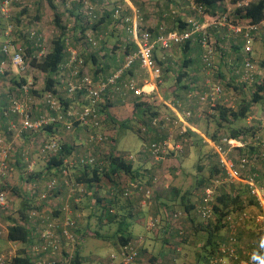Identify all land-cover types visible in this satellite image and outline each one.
<instances>
[{
	"label": "trees",
	"instance_id": "1",
	"mask_svg": "<svg viewBox=\"0 0 264 264\" xmlns=\"http://www.w3.org/2000/svg\"><path fill=\"white\" fill-rule=\"evenodd\" d=\"M47 1L50 7L52 9H55L52 0ZM178 1L183 5V7H185V9L192 10V12L194 11L196 13V16L198 12L194 10V7L201 6L203 8L204 18L210 21H214L222 16H227L233 23H238V20L241 19L242 23L248 22L253 25H258L257 30L252 31L250 34V38L252 40V50L249 53H245L243 51L245 43L242 34L243 31H241L240 34L233 35L231 32V34H229L228 28L226 27H212L208 29L209 36H213V38L216 40L214 48L216 52H219V54L223 55V48L221 43H224L228 40L231 43V50H233L234 52L233 61H221V64L225 65V67L228 68L227 74L229 75V78L226 80V78L224 77V73L219 72L216 75L217 80H221L222 86L226 90L229 91L232 87L233 90L246 91L250 98H243V100L239 102L236 108V104L234 103L235 98L232 101L228 100L227 102H218V104L213 109L208 108L211 111H215V113L213 114L216 120L215 131H213L212 133H208L205 130V133L202 136V133H200L199 131L200 126H198L196 123H194V128L196 130L195 132L188 127L184 128L182 135L185 138L186 142H190L187 147L189 148V146H192L193 138H196V142L194 144L199 145L200 147L202 143H204L203 140L205 138V134L206 137L216 139L220 134L226 135L230 138H237L239 136H249L257 132V134L259 135L260 146H254L251 148V150L254 153H256L255 150H260V153L262 152L264 154V130H262L263 127H261V125L263 124L262 120H258L256 122L252 121V125L248 126L237 125L238 120H247L249 115L252 114L254 110L256 111L255 108H251L253 105L260 103V106H257L261 108L259 112L264 109V101H262L264 97V57L262 56L261 58H259L260 60L255 61V57L253 56L255 53V51L253 50L254 45L260 44L259 42L264 41V33L262 34L260 32L261 25L264 21V0H253L247 5L241 4L240 7L236 6V4L238 1L240 2L242 0H233L231 4L235 5L236 8L234 7L232 9V12L227 11L226 7L221 8L219 6L222 0ZM62 2H64V0H62ZM82 2L83 0H78V2L76 0V2L74 3L81 4ZM173 13L175 15L176 11H174ZM173 13H171V15H173ZM81 16V14L77 15L75 18L76 21H81ZM178 18L177 21L181 22L180 16ZM100 19L102 20V18H99L97 21H95L96 23L93 22L92 26L95 27L96 25H98L97 23H101ZM54 21L56 27L59 29V36L52 40L50 50L46 55L40 58H37L38 51H40L37 46V36L29 37V32L26 34H24L23 32H19V27H14V31L12 32V35L14 36H10V34H5V36L7 37L6 41H10L11 43L16 45H19L16 41L22 39V45L24 48V60L28 65V68H34L40 73L46 75L45 87L43 88V90H41V92H37V90L31 91L29 89V92L41 98L45 92H52L53 94L57 95L59 100H61L64 105L67 106L68 104H70V101L64 99L56 89V86L59 83L56 75L59 66L65 62V57L67 56L65 39L69 40L70 43L74 42L76 44L79 43V39L76 38L74 32H69L66 27L62 26L61 20L59 16H57V14L54 16ZM182 23V27L186 29L188 27L187 24L184 21ZM87 25L89 24L87 23ZM81 32L83 33H81L83 35L82 38H85V31L82 30ZM69 33L72 34L69 35ZM226 34H229V36L226 37ZM197 39L198 38H196V40ZM189 45L190 44L188 41L182 45H175V47H183L184 52L186 50H189ZM173 47L174 46H172L170 50ZM160 52L164 53V51ZM202 53L203 52L201 48L200 68L202 74L205 75V80L206 74L203 71L204 65L201 61ZM255 54L257 56V53ZM91 55L93 57L94 54H89V57L85 59V62L91 63ZM220 57L223 56L220 55ZM245 60H248L255 67V74H253V80L251 82L239 84L238 82H236V76H233L231 74H233L234 71L238 70L242 72ZM4 61L7 62V58L2 54L0 49V63ZM189 63L190 61L186 60L180 64L178 73L175 77V80L177 82H181L184 78H186L185 75L187 72L186 70H184V68L186 66H189ZM255 63L258 64V67H256ZM157 64L161 67L162 73L167 70L162 62H158L157 60ZM13 84L15 85L14 92H8L0 96L1 135L5 131L6 133L12 131L9 127L10 123H13L15 127L19 129L18 123L20 120L18 116L14 114L11 115L9 113L8 115H5V112H7L11 97L23 98L21 94V87L27 84V78L22 77L19 78V80L14 79ZM117 85L118 87H120L119 83ZM158 85L159 84H157V86ZM185 87L186 86H184V88ZM203 89H205V86L203 88L201 87V90ZM9 90H11V88ZM189 90H186V99H188L187 93ZM107 94H109V90L108 92L106 91L103 94L102 101H100L98 105L100 123L96 128H92L89 125L84 126L75 123L72 131L67 133L69 135H78L79 137H81L80 139L82 143L80 144V147H85V149L87 148L86 150H79L78 153H74L76 144L63 142L62 138L64 135L59 136L60 133H58L57 131L59 129L62 133H65V131L60 127L54 129L52 126H47L39 130V132L41 131L42 133H48L51 138H42L38 135L36 136L34 135L35 132H20L21 136H29V141H27L24 145V151L17 152L18 155L16 159V165L19 166L21 165V163H26V161L28 160L32 161V159L34 158L37 163L42 160V167L40 169H37L36 164L33 168H31V172L24 173L25 176H19L20 182H23L24 184L30 182L33 185L31 189L26 190L30 192V195L32 197H34V195L36 194V190L38 189L39 184L40 186H44L43 189L46 190L43 193L47 195L50 194L51 196H53V193L55 192L59 194L65 190V194L68 193L67 202L62 207V210H57L58 213L62 212L63 218L58 219L50 214L48 220H55L60 224H62L66 219L70 220L71 222H73V225L68 228L72 230L76 238H81V236L83 235V229L81 228L79 222L81 217H84V207H87L90 211L89 215L87 216V220L94 216L99 222L97 223L99 227H104L107 230L112 229V227L115 228L112 235L116 237L115 245L118 247V249L117 254L115 253L114 255H118L120 250L130 243L136 245L137 256L130 264H142V257H144L143 254L146 253L151 254V256L149 257V262H155L157 256L156 254H154V248L157 242L160 243V239L162 242L160 243L161 246H163L164 244L173 250V247H176L177 245H189V236H195L201 231L206 232L207 235L206 239L201 244V247H210L208 257L206 259L207 263L219 264L217 262L213 263L212 259L217 254L218 256H223L219 252V249L221 244L224 242L223 237L226 234V231L223 224H221V220L225 215L229 214L232 211L230 210L232 207H234L235 211H241V208H243V198L248 199V205L252 204L251 199L248 198L247 195H245L243 190H239L237 189V187L233 186L227 187L225 185L224 187L222 186L215 194L216 201L213 207V215L215 218L209 219L208 221H203L200 216L196 215V210L202 203V194L195 198V200L193 201L190 199V196L191 194L197 192L198 186L199 190H201L202 192V190L211 183V181L214 179V176L219 172L217 164L211 166V168L209 169V176L205 181L201 180L199 181V183L193 186L191 190L185 191L178 202L176 201V197L179 195V189L174 187L170 189V192L167 195L159 192L160 190L157 189L158 182L156 180V175L153 172V167L151 168V170H145V173L143 172L142 166H135V159L133 157L130 159L131 156L129 154H121L120 151L116 150L117 138L123 134V129H129L128 124L130 122V118L121 117L123 119L122 120L121 118L115 115H110L108 113L107 109L109 107H112V105H115V103H113V101L108 97ZM174 96L173 94L169 93L168 97L166 98L167 101L175 102L177 100L176 98L178 97L176 96L175 98ZM226 97H229L228 93L226 94ZM136 98L137 100L133 104L132 116L133 118H135V120H138L141 125L146 127V129L144 128L143 130L142 127H137L138 129L136 131H133L134 133L139 135L145 143L138 156H152L148 150L149 145L154 142H160L164 140L166 137V133H156V135H153L154 129L156 130V127L152 126L151 121L153 118L159 117V109L165 105L164 102H162V99L158 98L156 88L145 91V93H143L141 96H136ZM191 102H195V100ZM41 105V103H33L32 112L36 114L38 112L37 107H39L40 109ZM197 107L200 108V106ZM189 112L191 113V116L187 120L192 121L193 113L190 110ZM97 136H100L101 139L98 140ZM154 136L156 137L154 138ZM2 137L4 136L2 135ZM41 139L45 141L58 139L60 150L55 154L43 156L37 150V145ZM28 144L30 146L27 147ZM177 151L181 153L182 148L181 150ZM210 154L215 157L212 152H210ZM166 155L169 156L168 151ZM179 157H181V155H179ZM25 158H27V160ZM87 159H93V162L89 163ZM21 170L24 172V168H21ZM123 179L126 180L124 181ZM53 181H55L54 188L48 191V184ZM36 185L38 187H36ZM165 185L166 186L164 187H166L165 189H167V187H169L171 184L169 183ZM8 188L19 195V190H16L17 188H14L11 185ZM3 189L4 187H1L0 191L4 192ZM105 190V195L101 196L102 192H104ZM148 191L149 193L147 194ZM23 198L24 196L20 200H23ZM88 205L91 206L89 207ZM14 207L15 208L13 209H15V213L18 214L19 221L14 218L11 215L12 213H9L8 210H6L5 212L9 213L10 215L6 216L5 218L0 217L2 221L4 220V223L8 224L6 226V241L11 244L23 246L22 249L18 251L16 257L13 258V260L9 264H36V261L42 259L44 255L39 254L36 258H34L33 256L31 258V256L29 255V249L33 245L39 243L38 237L35 232L36 227H41V218H38L36 220L34 226L31 225L30 221L32 220L33 215H36L38 217L41 216L38 215L37 211L30 212V209L28 210L27 208L22 211V207L15 205ZM149 207L155 210L151 216H147L150 209ZM175 207H178V209H180L182 211L181 213L183 214V216L180 215L177 219L173 216L175 212H178L175 211ZM27 210L29 211V213H26ZM77 210H79L80 214L76 212ZM97 211H99L100 213L98 214ZM45 219L46 218L44 217L43 221H45ZM150 219L155 223L154 228H151L147 225ZM183 219L190 222L189 226H184ZM246 221L248 230L257 228L252 220L248 219ZM86 226L89 227L88 224ZM136 227L144 228L145 231L149 234L146 237H139L135 240V242H133L132 232ZM1 230L2 229L0 225V232ZM181 230L182 234H179V231ZM86 231L88 232L89 228ZM240 233L238 237L240 239H243L244 235ZM30 234L35 237V239L33 238L34 241H31L32 238ZM1 235H3V232L1 233ZM91 235L94 238L110 237L108 235L100 234L99 231H95ZM245 237V240H249L252 238V235H247ZM254 237L256 239L255 235ZM244 247L245 252L251 250L250 245L247 243ZM177 251H179L178 248ZM66 253L67 252L65 251L63 252V258L66 257V259H64L63 261V264H84L83 258L79 255L78 251H76L74 257L71 258H68L69 253L68 255H66ZM158 255L162 256V252H160ZM253 255L256 260V262L253 264H264V248L262 250L254 252ZM239 256L247 259L245 253L244 255L239 253ZM173 261L176 264V259H173ZM109 262H107V264ZM144 263L148 264L146 262Z\"/></svg>",
	"mask_w": 264,
	"mask_h": 264
},
{
	"label": "built area",
	"instance_id": "2",
	"mask_svg": "<svg viewBox=\"0 0 264 264\" xmlns=\"http://www.w3.org/2000/svg\"><path fill=\"white\" fill-rule=\"evenodd\" d=\"M8 5L9 2L6 0L3 6L7 8ZM195 7L194 10L198 12L197 16L202 18V22L196 21L197 19H189L186 22L187 26H189L187 30L180 33H166L165 29L162 28L155 36H153L149 29L143 27L142 19L137 11H133L131 19H129L123 15L122 6H117L113 9V19L119 21L122 25H127L126 31L131 35L136 45V50L126 56L124 64L118 70L112 73L105 81L98 84L94 83L87 72L82 69L83 61L79 58L78 52L70 46L69 40L65 39L67 56L66 61L59 66L56 75L59 83L56 89L61 96L64 95V99L70 101V104L66 106L59 100L56 94L45 92L42 97L41 108L34 114L32 112L33 102L28 95L29 87L25 84L21 87L23 98L11 97L7 112H5V115L9 113L18 116L20 120L18 123L19 129L13 123H10L9 127L11 130L16 129L18 133L21 131L37 133L47 126H52L54 129L60 127L65 133H69L72 131L75 123L96 128L100 123L98 105L102 101L103 94L106 91L108 92L109 88H113L120 96H125L129 92L138 97L144 93V87L139 88L135 79L124 77L135 63L156 84L162 76V69L157 64L156 51L167 52L172 46L192 41L195 35L198 38L197 43L203 52L201 61L204 65L203 71L206 74L205 89L200 92L189 90L187 98L190 101L195 100L200 108L207 106L210 109H213L218 102H227L229 99L234 100L233 98L226 97L227 92L222 86L221 80H217L214 76L217 72L214 62L216 53L215 47L211 42L212 39L208 34V29L212 27H226L233 35L240 34L243 31L242 34L245 41L243 51L249 53L252 50L250 34L252 31L257 30L258 25L248 22L242 23L241 19L238 20V23H233L227 16L210 21L204 18L201 6ZM82 16L88 24H92L99 19L94 7L88 3L84 6ZM35 36H37V46L40 50L37 56L40 58L42 54L44 56L47 53L44 51L42 36L35 31H29V37ZM84 41L90 48L97 46V42L90 34H86ZM1 52L7 58V62H10L18 70L25 72L28 69V65L24 60V48L21 45L5 41ZM1 64L3 66L5 61ZM253 74H255V67L248 60H245L243 71H234L231 75L236 76V82L242 84L251 82ZM118 83L120 87H118ZM162 102L164 101L162 100ZM170 108L173 109V107ZM262 113L264 114V109ZM175 114L178 119L176 117V119H173L169 115H162L161 117L153 118L151 124L154 127L160 125L159 127L162 128L165 125L174 126L181 122L183 124V131L184 128L188 127L195 132V129L188 125L187 119L191 116L189 111L181 112V121L180 116L177 113ZM252 119L256 118L251 114V117L249 116L246 120L248 125H252L250 122ZM97 138L98 140L101 139L100 136H97ZM170 142L169 136L166 140L150 144L148 148L149 153L156 159L164 158L167 151L171 148ZM203 142L207 144L209 150L215 155L219 172L214 176L211 183L202 190V203L198 206L196 215L200 216L203 221L215 218L213 215V207L216 201L215 194L225 185L243 190L245 195L252 201V204L248 205V199L243 198L242 210L235 211L234 207H232L230 209L232 211L221 220V224H223L226 231L223 237L224 242L219 249V252L223 256L215 255L212 262L219 264H253L256 262L253 253L264 248V154L260 153V150H255L256 153L251 150L254 146H260L259 135L255 132L249 136L230 138L220 134L216 139L205 137ZM172 149L181 150V146L176 145ZM37 150L43 156L57 153L60 150L58 139L49 141L41 139L37 145ZM8 154L9 151L5 139L0 134V178L6 175V159ZM87 161L92 163L93 159H87ZM54 184L55 181L48 184L47 190H52ZM9 209L11 207L7 200V195L0 191V211ZM180 215L183 216L181 212L173 214L176 219ZM38 218H41V227H36L35 234L38 237L39 243L29 249V255L31 258L32 256L36 258L39 254L44 255L42 259L36 261V264H63L60 257L64 251L69 253L67 248H70L76 239H78L72 230L68 228L73 225V222L66 219L60 224L55 220H48V218L43 221L44 218L33 215L30 221L32 226L35 225ZM248 219L252 220L257 228L248 230L246 221ZM154 224V221L151 219L147 223L151 228L155 227ZM1 233L2 231L0 235ZM239 233L244 235L243 239L238 237ZM179 234H182V230L179 231ZM247 235H252V238L245 240V236ZM246 243L250 245L251 250L245 252L244 246ZM16 249L17 247L13 246L6 251L0 252V264H9L17 255ZM239 253L243 255L245 253L247 259L240 257ZM136 256V245L130 243L123 247L118 255H111L108 264H130ZM68 258H71V256H68Z\"/></svg>",
	"mask_w": 264,
	"mask_h": 264
},
{
	"label": "rangeland",
	"instance_id": "3",
	"mask_svg": "<svg viewBox=\"0 0 264 264\" xmlns=\"http://www.w3.org/2000/svg\"><path fill=\"white\" fill-rule=\"evenodd\" d=\"M5 1L6 0H0V10H1L0 11V49L2 44L7 40L5 34L8 32L7 35L10 34V36H14L12 35L13 34L12 32L14 31V27H19L20 30L19 32H23L24 34L28 33L29 31H35L36 33L40 34L44 40L43 43L44 51L47 53L51 48L52 40L59 36V29L56 27L54 21V16L57 14V16H59L61 20L62 26L66 27V29L69 32H74L76 38L79 39L78 44L74 42L70 43V41L69 44L73 49H75L78 52L79 58L83 61L82 69H84L87 72V74L90 76V71L87 69L88 63L85 62L86 57L83 59V57L86 56L84 55V53H86L89 56V54L99 51L101 49L99 44L100 41L96 39L97 37H94L95 35L93 36L91 33L88 32V34H90L97 42V46L95 48H90L88 45H86L84 41L85 38H82L83 35L80 34L81 32H79L78 30L73 31V29L75 28L74 27L75 25L77 27L78 26L86 27L87 24L82 18L83 16H81L82 18L81 21L80 20L76 21L75 18L79 14L83 15L84 6L87 3L92 5L94 9L97 10L95 2H88L87 0H83V2L81 3V8L76 11L74 8H72V4L75 0L74 1L64 0V2H62V0H52L55 9H52L50 7L47 0H7L9 2L7 8L3 6ZM243 1L249 3L252 2L253 0H243ZM226 2L229 5V7H227V11L232 12V9L235 7V6L232 7L231 5V2H233V0H226ZM260 32L262 34L264 33V21L263 24L261 25ZM71 34L69 33V35ZM211 39H212L211 40L212 45L215 47L216 40L213 38V36H211ZM16 42L17 44L23 47L22 39H19ZM259 43L260 44H255L253 47L254 48L253 50L255 51V53H257V56L255 53L253 55L255 57V61L260 60L259 58H261L262 56L264 57V41ZM221 44L223 51L226 53V56L223 61L224 62L233 61L234 52L233 50H231L232 48L229 40ZM215 53H216V58L214 62L217 67V72L214 76L216 78V75L219 72H223L227 74L228 68H226L225 65L221 64L220 59L218 57L219 52L215 51ZM41 56H43V54ZM37 58L39 57L37 56ZM255 65L256 67H258L257 63H255ZM0 73H1L0 96L8 92H14L15 85L13 84V80L14 79L19 80V78L22 77L27 78V85L31 91L37 90V92H41V90H43V88L45 87L46 75L40 73L34 68H28L25 72H22L18 70L15 66L11 65L10 62H5L3 66L0 63ZM166 87L168 86L166 85ZM10 88L11 90H9ZM160 94L162 98L166 97L165 91H160ZM28 95L33 103L36 104L41 103L42 101L41 97L33 95L31 92H29ZM228 95L231 96V98L233 99L235 98V102H234L236 104L235 108L238 106L239 102L243 100V98H247V99L250 98L246 91L233 90L232 87L229 90ZM62 96L64 97V95ZM178 101L181 104L180 110L184 111L189 109L188 108L189 105L184 101V98L181 99L179 98ZM257 106H259V104H257ZM258 109L260 110L261 108H257V110ZM200 112L202 118L200 119L199 131L200 133H202V136L205 133L204 132L205 130L208 133H212L213 131H215L216 120L213 115L215 111H211L206 106V107H201ZM132 114H133V110L132 107H130L124 110L121 109V113L115 115L119 118L121 117L130 118L129 120L130 122L128 124L129 129H123L122 130L123 134L117 138L116 150L120 151L121 154H129L131 158L133 157L135 159L134 160L135 166H142L143 172L145 173H146L145 170H151V168L153 167V172L156 175V180L158 182L157 189L160 190L159 192H162L163 194L167 195L169 194L170 189L174 187L179 189L180 190L179 195L176 197V201L178 202L182 194L185 193V191L191 190L193 186L199 183V181L201 180L205 181L208 178L209 169L211 168L212 165L217 164L216 158L210 154L211 151L209 150L207 144L202 143L200 147L199 145H195L194 143L196 142L195 141L196 138H193V144L191 147L189 146L188 148L187 146L189 145L190 142L185 141V138L182 135L183 124L180 123H177L175 125L173 124L174 126L165 125L162 128H160L159 125L158 126L159 128L156 127V130L154 129L153 135H156V133L163 134L164 132L166 133L165 140L170 136L171 148L168 150L169 156L166 155L164 156V158H160V159H156L153 156H147V155L145 157L138 156L139 152L142 150L145 143L141 139V137L136 133H134L133 131H136L138 129L137 127H142V130L144 128L146 129V127L141 125V123L138 120H135ZM252 115H254L256 119H252L250 122L256 120H264V114L262 113V111H260L259 113H255L254 110ZM249 116L251 117V114ZM237 125L248 126L247 121L242 119L238 120ZM261 127H263L262 130H264V122L261 125ZM9 132H14L19 135L18 136L11 135L10 138L8 134ZM9 132L6 133L5 131L2 134L5 137V143L8 148L9 154L6 159V167H7L6 175L3 178L2 177L0 178V189L1 187H4L3 191L7 195V200L9 201L11 207V209L8 210L9 213L11 212L12 213L11 215L17 220H19L18 214H16L15 209H13L15 208L14 207L15 199L17 198L21 199L24 196V190L21 187L19 176L20 175L23 176L24 173L26 172L27 173L31 172L30 168H33L36 164H37V169H40L42 167V160L39 163H37L35 158L32 159V161L30 160L26 161L27 158H25L26 160L25 159L24 160L26 161V163L25 162L21 163V165H19L20 167L16 165L17 164L16 157L14 156L13 153L16 152V150H20L23 148L22 146L23 140L21 138L20 140L18 139L19 137H21V135L20 133L17 132L16 129H13L12 131ZM6 134H8V136ZM45 134L47 135V138H51L48 133ZM155 137L156 136H154V138ZM176 145L181 146L182 148L181 153H179V151L177 150L172 149ZM28 146L30 145L28 144L27 147ZM179 155H181V157H179ZM21 168H24V172L21 170ZM123 180L125 181L126 179ZM169 183L171 185L167 187V189H165L166 188L164 187L166 186L165 184H169ZM8 184L13 186L14 188H17L16 190L17 191L19 190V195L14 193L10 188H8L10 187V185ZM105 192L106 190L102 192L101 196H104ZM201 194L202 192L201 190H199V186H198L197 192L191 194L190 199L193 201ZM88 206L90 207L91 205ZM149 208L150 209L147 216H151L155 211L151 207ZM175 211L182 212L180 209H178V207H175ZM97 212L98 214L100 213L99 211ZM9 213H6L5 211L1 210L0 217L5 218L6 216L10 215ZM83 213H84V217H81L79 222L81 228L83 229V235L81 236L82 239L81 238L76 239L75 243L70 248H67V250L69 251V256L74 257L76 251H78L79 255L83 258L84 264H107V262H109L110 255L115 253L117 254L118 247L115 245L116 237L112 235L115 228L112 227V229L107 230L104 227H99L97 224L99 222L94 216H92V218L87 220V216L90 213L87 207H84ZM3 221L2 219H0V225L2 229L1 231L3 232V235L0 236L1 238L4 237V231L6 226V224ZM87 224L89 225V227L86 226ZM183 224L184 226L185 225L189 226L190 222L183 219ZM86 227L87 229L89 228L88 232L86 231L87 230ZM95 231H99L100 234L108 235L110 237L94 238L92 237L91 234ZM148 234L149 233H147L144 228L136 227L132 232L133 242H135V240L138 239L139 237L148 236ZM206 236H207L206 232L204 231L199 232L195 236L190 235L189 236L190 238L188 240L189 245L187 246L183 244L177 245L176 247H173L174 251L164 244L163 246H161L160 243L162 242L160 239L159 240L160 243L157 242L154 248L155 249L154 254H156L157 256L155 262H151V261L149 262V257L151 256V254L149 253L143 254L144 255V257H142L143 262H146L148 264H155V263L175 264L173 259H176V264H208L206 259L208 257L210 247L209 246H207L206 248L201 247V244L206 239ZM8 248H6L5 250H7ZM177 248L179 249V251H177ZM21 249L22 248L17 247L16 252L18 253V251ZM160 252H162V256L158 255ZM66 255H68V253H66ZM63 256L64 254H62V256L60 257L62 261L66 259V257L63 258Z\"/></svg>",
	"mask_w": 264,
	"mask_h": 264
},
{
	"label": "crops",
	"instance_id": "4",
	"mask_svg": "<svg viewBox=\"0 0 264 264\" xmlns=\"http://www.w3.org/2000/svg\"><path fill=\"white\" fill-rule=\"evenodd\" d=\"M87 1L95 2L96 7H97V10L95 11H96V14L99 16V18H102V20L100 19L101 23H97L98 25H96L95 27H93L92 24L86 25V27L88 28H86L85 26L77 27L75 23L74 24L75 28L73 27L74 28L73 31L78 30L79 32H81L82 30H84L85 35L88 34L89 32L93 36L95 35L94 37H97L96 39L100 41L99 44H100L101 49L97 52L91 53L94 55L93 57L92 55L90 57L91 64L88 63L87 65V69L90 71L91 79L96 84H98L99 82L105 81L112 73H114L124 64L125 58L127 55H130L132 54V52H135L134 50H135L136 45L134 44L131 35L127 33L126 31L127 25H124V24L122 25L119 21H115L112 17V10L115 9L117 6L123 7V15L125 17H128L129 19H131L133 11H137L142 19L143 27L149 29L152 32L153 36L158 34L160 32V29L162 28L165 29L166 33H175V32L180 33L184 30H187L189 26L187 28L185 27L186 29H184L182 27L183 25L182 22L184 21L186 23L189 19H194V20L197 19L196 21L202 22L201 17L196 16V13L194 11L192 12V10L185 9V7H183V5L180 4L178 0H87ZM74 2H76V0ZM74 2L72 4V8H74L77 11L78 9L81 8V4H77ZM240 2L238 1L236 6L240 7L241 4L242 5L248 4L247 2H244L243 0ZM219 6L221 8L229 7L226 0H222ZM233 6L235 5H232V7ZM174 11H176V14L171 15V13H173ZM179 16H180L181 22L177 21L179 19L178 18ZM231 33L229 32V34ZM229 34L228 35L226 34V37L229 36ZM196 38L197 37L195 35L192 38V42L189 41V44H190L189 50H186L184 52H183V47L181 46L180 47L174 46L167 53L165 52L162 53L160 52V50L156 51V59L158 60V62H162L164 64V67H166L167 69L164 71V73H162L160 81H158L156 84L150 80L148 74L145 71H142L140 69L137 63H135L127 71L126 75L124 76L125 78L135 79L137 82V86L139 88L144 87L145 91H149L150 89L153 88V86L154 88L157 89L158 98L162 99L165 105L163 106V108L161 107L159 109V114H158L159 117H161L164 114H167V115L170 114L171 117L174 116L173 119H176V118L178 119V117L175 114L177 113L178 116H180V121H181L182 120L181 112H183V110H180L181 104L177 102H179L178 101L179 97H183L184 101L188 103L189 105L188 106L189 109L187 111L190 110L193 113V120L192 121L187 120L188 125L192 126L193 128H194V123L200 126V118H202V115L200 112L201 108L197 107L198 105L195 102H191L189 99H186V96H185L186 90L190 89L192 91L200 92L202 91L201 87L203 88L205 85V80H204L205 75L202 74L201 68H200L201 48L199 47ZM84 55L86 56H84L83 59L85 57L86 58L89 57L86 53H84ZM220 55L223 57H220ZM225 56H226V53L224 51H223V55L219 54L218 57L220 59V62L221 61L223 62V59ZM186 60L190 61L189 66H186L184 68V70H186L187 72L185 75L186 78H184L183 81L181 82H177L175 80V77L178 73L179 65L180 63ZM65 61H66V57H65ZM174 67H177V68H174ZM224 77L227 80L229 78V75L226 74V76L224 75ZM157 84L159 85L157 86ZM166 85L168 87H166ZM184 86L186 87L184 88ZM108 90H109V94H107L108 97L110 96L109 98L113 101V103H115V105H112V107H109L107 109L110 115H117L121 113V109L124 110L130 107H132L133 109V104L137 100L134 94L128 92L125 96H120L118 92L113 90V88H109ZM160 91H165L166 97L162 98ZM226 91L227 93H229L228 90ZM169 93L173 94V96L175 95L174 96L175 98L176 96L178 97L176 98L177 100L175 102L165 101L167 100L166 98L168 97ZM229 98H231V96H229ZM229 101H232V100L229 99ZM262 101H264V97ZM169 106L173 107V109H171ZM259 106H260V103H259ZM251 108H255L257 111L255 112L259 113V109L257 110V108H259L257 107V104L253 105ZM38 109L39 107H37V110ZM263 122L264 120H262V123ZM179 123L181 124V122ZM60 131L61 130L59 129L57 132L60 133L59 136L64 135L62 138L63 142L76 144L74 153H78L79 150L83 151L87 149V148L85 149V147L83 148L80 147V144L82 143L80 139L81 137H79L78 135L77 136L69 135L67 133H64V132L62 133ZM8 134L10 138H11V135L18 136V134L14 132H9ZM8 134L6 135L8 136ZM34 135L41 136L42 138H47V135L44 132L42 133L41 131L34 133ZM20 138L23 140L22 142L23 148L20 150H16V152L13 153L16 159L18 155L17 152L24 151V145L26 144L27 141H29L28 140L29 136L27 137L21 136L18 139L20 140ZM37 185L36 187H38ZM32 186L33 185L30 182H28L27 184L26 183L24 184L23 182H21V187L25 192L24 198L23 200H20L19 198L15 199L14 205L22 207V211L26 208L28 210L30 209L29 210L30 212L37 211L38 215H40L42 218L44 217L48 218L50 217V214H52L54 217L58 219L63 218L62 212L58 213L57 210H62V207L67 202L68 193L65 194L66 191L64 190L63 192L59 194L56 192L53 193V196H51L50 194L47 195L43 193L44 191H46L45 189H43L44 186H40L39 184V187L36 190V194L34 195V197H32L30 195V192L26 191L27 189H31ZM28 210L26 211V213H29ZM76 212L79 213V210H77ZM7 225L8 224H6V226ZM6 226H5V231H4V237L0 239V242H1L0 251L5 250L8 247L9 248L13 247V246L22 248L23 246L11 244L8 241H6V232H7ZM30 236L32 238L31 241H34L35 237L32 234H30ZM142 264H145V263L143 262Z\"/></svg>",
	"mask_w": 264,
	"mask_h": 264
}]
</instances>
